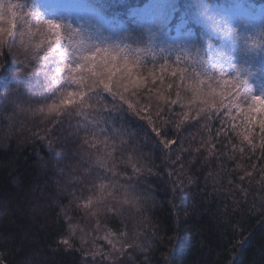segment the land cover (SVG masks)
Here are the masks:
<instances>
[{"label":"trees","instance_id":"16d2710c","mask_svg":"<svg viewBox=\"0 0 264 264\" xmlns=\"http://www.w3.org/2000/svg\"><path fill=\"white\" fill-rule=\"evenodd\" d=\"M21 2L26 9H31L41 18L70 25L71 29L78 32L74 34L61 30V43L69 52L73 47H78L81 40H85L89 45L100 48L111 50L119 47L124 49L122 56L138 58V74L146 79L142 84L143 96H147L150 91L153 103L156 93L161 89L171 92L170 98L175 99L177 89H168L167 86L170 83L180 85L189 96L183 103L187 105L191 102L193 108L174 105L176 112L183 111L195 116L193 109L196 101L191 100L190 90L194 83H199V79L207 82V77L202 75L195 78L192 75L193 69L202 72L205 68L216 77L211 83L217 94L224 85L221 81L217 87L219 74L213 71H220L231 77L239 74V78L247 81L243 90L245 95H264V0ZM208 6H233L243 16L246 15L251 20L255 18L258 23H262L257 36L261 47L255 60L241 56L236 48L226 44L225 39L215 34L202 15ZM151 7L158 8L157 12L163 19L160 25L147 22L144 18V13ZM75 9H80V12L73 15L72 10ZM14 32L17 33L14 43L19 45L21 41L17 29ZM154 33L161 36V40H167L166 47L162 45L160 48L154 43ZM38 42L39 38L25 37V43L29 46ZM36 51L43 57V51ZM217 53L229 56L230 65L217 62ZM162 65H165L166 75L163 80L157 81ZM177 68L186 69L189 78L182 80L177 76L173 81L171 76ZM150 71L155 75L150 76ZM44 76L43 73L33 71L19 55L8 52L7 47L0 51V234H4L0 236V254L4 257L0 264H21L25 260L31 261V264H75L82 255L79 249L92 247L93 239L96 246L104 251L109 250L107 241L103 239L106 229L117 234L127 232L129 237H136L137 243L143 244L147 249L135 250L129 264H164L165 254L172 247L168 238L176 236L178 244L181 241L184 243L172 250L171 260L174 264H264V182L255 173V180L251 182L240 179L244 170L251 171L250 162L257 164L259 171L264 161L258 159V150L252 156L247 146L240 144L239 139L230 131L226 133L230 141L216 137V130L221 127L220 119L217 118H210L207 127L203 120L199 124L196 120H190L188 126L181 129L183 147L189 152L180 153V141L177 140L174 145L175 153L167 152L165 160L164 153L151 140V129L131 113H124L123 122L136 130L142 150L151 154L148 166L152 167L154 164L155 167L151 176L143 177L136 185L135 196L139 199L118 205L120 214L101 211L98 217L100 229L94 231L97 218L86 216L83 208L77 209L75 206V198L81 196V190L73 177L85 168L94 170L95 158L89 160L85 156L82 159L77 154L78 139L62 130L51 133V139L44 138L43 129L52 126L46 124L43 115L39 112L33 114L32 111L44 103L40 100L43 93L39 90ZM201 87L206 88V85ZM68 90H75V85H71ZM51 95L49 92V96ZM99 96L103 97L104 103H116L110 93L99 92ZM136 99L142 104L148 102L139 95ZM203 99L204 97H200V100ZM219 99L217 95V102ZM92 101L96 102L97 97L93 96ZM47 103L51 104L53 100L49 99ZM227 103L228 99L224 98V104ZM199 107L206 106L199 104ZM226 111L223 106L219 111L213 109V117H223ZM231 114L238 115L235 109H232ZM113 115L119 116L120 112H114ZM71 122L75 125L77 118L73 117ZM229 123L239 124L240 121ZM67 126L66 118L65 127ZM168 128L169 135L165 138L177 139L172 126L169 125ZM209 132L213 137L212 143L215 144L214 155H209L206 148H201L199 153L193 151L200 147L202 139L209 138ZM256 143L259 144L258 136ZM225 144L228 146L222 147ZM231 145L244 148V154L233 152ZM101 151L111 152L112 149L102 147ZM127 155L129 153L118 150L114 154L113 163L109 164L113 168L110 176L120 174L118 184L125 182V174H132L131 168L123 163ZM177 155L182 160L172 165L170 162L176 161ZM249 156L252 157L251 161ZM188 161L193 163H187ZM181 162L185 163L183 170L180 169ZM62 168L63 175L60 172ZM170 171L175 174L169 176ZM189 178L193 180L192 184H188ZM177 180H182L184 184L182 192L178 193L173 191V184ZM100 191L102 190H98L96 195ZM116 199L124 200L125 197L119 193ZM70 202L73 203L68 215L74 218L76 234L71 239L73 248L66 249L60 243L62 234L68 232L61 206L68 207ZM57 225H63V228L60 229ZM81 228L87 234L84 244L81 243Z\"/></svg>","mask_w":264,"mask_h":264},{"label":"snow or ice","instance_id":"6c2138e0","mask_svg":"<svg viewBox=\"0 0 264 264\" xmlns=\"http://www.w3.org/2000/svg\"><path fill=\"white\" fill-rule=\"evenodd\" d=\"M14 29H17L20 37L19 45L14 43L17 34ZM62 29L68 33L78 34L75 29H71L70 25L41 18L31 9H26L21 0H0V51L7 47L8 52L19 55L33 71L45 74L44 80L39 85V90L43 93L40 100H43L44 103L39 108L32 110L33 114L39 112L43 115L46 124L52 126L50 128L46 126L43 129L44 138L51 139V133L62 130L65 134L78 139L77 154L82 159L85 156L89 160L95 158L96 167L94 170L85 168L73 177L75 184L81 190V196L75 198V206L77 209L83 208L86 216L97 218L94 231L100 229L98 217L101 211L120 214L118 205L139 199L135 196L136 185L143 177L151 176L155 167L154 164L152 167L148 166L151 162V154H146L142 150L136 130L131 129L123 122L124 113H131L151 129V140L154 141V146L159 147L164 153L165 160H167V152L175 153L174 145L177 144V140L180 141L179 152H189L183 147L184 137L181 129L187 127L190 120H196L197 124L203 120L205 121L204 126L207 127L210 118H217L220 119L221 127L216 130V137L230 141V137L226 135L230 131L239 139L240 144L247 146L252 156H255L258 150L260 152L258 159L264 161V95H245L243 90L247 81L239 78V74L236 77H231L226 76L223 72L213 71L219 74L217 87L221 81L224 85L217 94L216 88L211 83L216 80V77L205 68L202 72L193 69L192 75L195 78L198 79L203 75L207 77V82L204 79H199V83H194L191 87V100L196 101V107L193 109L195 116H190L187 112H176L173 108L174 105L181 108H193L191 102L187 105L183 103L185 99H189V96L180 85L170 83L167 86L168 89H177L175 99L170 98L171 92L161 89L156 93L155 103H153L150 91L147 96H143L142 84L146 82V79H142L138 74V58L129 59L126 55L122 56L121 53L124 52V49L119 47H114L111 50L100 48L89 45L85 40H81L79 46L73 47L69 52L61 43ZM26 36L33 39L39 38V42L29 46L25 43ZM10 37L11 39H9ZM69 42L71 43V41ZM36 50L43 51V57ZM164 67L165 65L161 66V74L156 77L157 81L163 80L166 75ZM149 75L152 76L155 73L150 71ZM177 76L182 80L189 78V74L184 68H177L172 73L171 79L175 81ZM71 85H75V90H68ZM202 85H206V88L201 87ZM49 92L52 93L51 96H49ZM99 92L110 93L116 103H104ZM182 92L185 94L182 95ZM138 95L148 102L142 104L140 100L136 99ZM217 95L220 97L218 102ZM93 96L97 97L96 102L92 101ZM200 97H204V99L200 100ZM224 98L228 99L227 104H224ZM49 99H52L53 103L48 104ZM199 104L206 107H199ZM221 106L227 109L225 115L213 117L212 110L219 111ZM232 109H235L238 115H232ZM114 112H120V115L114 116ZM73 117L77 118L75 125L71 122ZM66 118L68 119L67 128L65 127ZM237 120L240 121L239 124L229 123V121ZM169 125L177 134V139L165 138L169 135ZM34 135L39 134L34 133ZM257 136L259 144L256 143ZM145 140H148V137H145ZM212 141L213 137L209 132V138L202 139L200 147L193 151L199 153L201 148H206L209 155H214L215 144ZM227 146L226 144L222 145V147ZM102 147L105 149L110 147L112 151H101ZM231 147L233 152H239L241 155L245 152L244 148H239L236 145H231ZM118 150L129 153L123 163L126 167H130L132 172L130 176L125 174L123 184L117 183L119 173L109 175V173H113V168L109 167V164L113 163L114 154ZM248 159L251 161L252 157L249 156ZM181 160L182 157L177 155L176 161L170 163L175 165ZM187 163H193V161ZM184 166L185 163L181 162L180 169L183 170ZM249 167L251 171L244 170V175L240 177L241 181L255 180V173L260 176L261 182H264V164L260 165L259 171H257L258 166L255 163L250 162ZM60 172L63 175L64 168L60 169ZM174 174L173 171L168 173L169 176ZM192 183L193 180L189 178L188 184ZM183 187V181L177 180L173 184V191L182 192ZM108 189H113V191L109 192ZM98 190L102 191L96 195ZM241 190L246 192L245 189ZM85 193L90 194L85 195ZM119 193L123 194L124 200L116 199ZM72 203L70 202L68 207L61 206V213L67 220L68 232L62 234L63 238L60 243L66 249L73 248L71 239L76 234L74 218L68 215ZM57 227L62 229L63 225H57ZM80 231L82 233L81 243L84 244L87 234L82 228ZM152 235L155 236V233ZM0 236H4V234H0ZM103 239L107 241L108 251L96 246L93 239L92 247L79 249L82 255L75 264H129L135 250L147 251L143 244L137 243L136 237H129L127 232L117 234L106 229ZM168 243L172 247L165 254L164 264H174V261L171 260L172 250L181 247L184 242L181 241L178 244L176 236L169 237ZM84 257H89V259H84ZM3 259V254H0V261ZM21 264H31V261H21Z\"/></svg>","mask_w":264,"mask_h":264},{"label":"rangeland","instance_id":"374dc122","mask_svg":"<svg viewBox=\"0 0 264 264\" xmlns=\"http://www.w3.org/2000/svg\"><path fill=\"white\" fill-rule=\"evenodd\" d=\"M212 7L213 6L206 7L202 14L204 20L208 21L210 28L213 29L215 34H218L220 38L225 39L226 44L236 48L237 52L241 54V56L243 55L247 59L255 60L259 53V47H261L260 42L257 40V36L259 32V25L262 23H258L255 18H253L254 20H251L246 15L243 16V14L233 6L227 8ZM157 9L158 8L156 7L147 9V13H144V18L147 22H155L156 25L163 23V19L157 12ZM79 12L80 9L72 10L73 15ZM161 38V36L154 33L152 40L155 44L157 43L160 48L162 45L166 47L167 40H161ZM215 57L218 58L217 62L220 64L225 66L230 65L229 56L217 53L215 54Z\"/></svg>","mask_w":264,"mask_h":264}]
</instances>
